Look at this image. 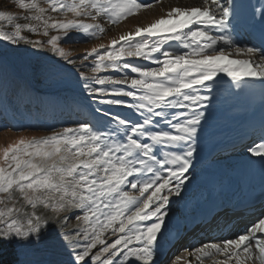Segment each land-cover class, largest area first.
Segmentation results:
<instances>
[{"label":"snow or ice","instance_id":"6c2138e0","mask_svg":"<svg viewBox=\"0 0 264 264\" xmlns=\"http://www.w3.org/2000/svg\"><path fill=\"white\" fill-rule=\"evenodd\" d=\"M15 4L27 14L0 11V41L47 49L69 64L76 61L60 44L71 40L72 32L97 38L105 31L100 21L115 25L154 6L143 0H15ZM256 11L264 44V9ZM52 13L65 19L57 20ZM234 18L235 6L223 0L172 7L164 17L112 40L103 53L97 50L103 47L99 45L84 57H95L92 75L81 73L84 88L100 97L99 104L109 106L97 111L110 116L112 126L101 129L81 123L39 139L21 137L0 149V264H34L33 247L45 239L51 240L54 255L59 242L67 256L49 264H156L170 196L180 197L189 181L186 173L205 115L197 108L209 100L196 86L210 90L205 82L219 73L237 82L238 88L240 81L264 84V47L238 46L232 36ZM20 19L26 22L21 24ZM50 30L63 35H50ZM214 30L222 34H213ZM25 31L49 38L32 40ZM171 41L179 42L184 51L166 49L164 44ZM233 49L249 58H232ZM126 57L157 66L131 64ZM106 70L124 73V78L97 75ZM126 70L136 76L129 78ZM111 106L132 113L121 115ZM248 151L264 160V138ZM129 185L138 189L139 197L126 190ZM73 218L88 227L71 229L68 221ZM109 231L115 237L110 243L105 238ZM188 256L199 264L205 258H212L213 264H264V211L243 233L203 243Z\"/></svg>","mask_w":264,"mask_h":264},{"label":"rangeland","instance_id":"374dc122","mask_svg":"<svg viewBox=\"0 0 264 264\" xmlns=\"http://www.w3.org/2000/svg\"><path fill=\"white\" fill-rule=\"evenodd\" d=\"M143 2L152 3L154 6L142 9L137 14L115 25L100 21L105 31L97 38H87L80 33L72 32V39L62 41L60 46L71 51L73 55L71 59H75L76 61L74 64H69L67 62L65 64L64 62L61 63V65H54L53 67L45 66L43 68H37L35 65L33 66L28 56L18 57L11 53H6L7 57L4 59L6 63L0 60V149L7 147L10 143H15L21 137L39 139L50 136L55 132H60L65 127H75L81 123H88L101 129L106 125L108 127L112 126L108 124L111 117L105 116L97 111L98 108L107 109L109 106L99 104L98 100L100 97L89 95L84 88L85 79L84 76H81V73H84L86 76H91L90 66L95 59L94 55L89 56L87 60H85L84 57L91 52L94 47L99 45L103 47L97 50L103 53L109 49L112 40L119 41L120 36L134 32L137 27H145L153 23L156 19L164 17L167 11L173 7L172 3L168 2V0H162L160 2L143 0ZM11 3L15 5H13V7L18 9L15 0H0V10ZM44 6L46 7V5ZM11 12H13V14L15 13L14 10ZM52 15L56 17L57 20L65 19V17L58 16L55 13H52ZM71 18L72 16L69 14L67 19ZM18 22L23 24L26 21L20 19ZM84 22L92 23L91 20H85ZM25 32L29 33L27 31ZM29 34L38 36L42 35V32L38 34ZM50 35L62 36L63 34L55 30H50ZM48 38L49 37H47V39ZM136 39L139 40L141 38L137 37ZM172 42L177 43L178 47L182 46L179 42L171 41L170 43ZM168 43L164 44L165 48ZM220 46L227 49V46L219 45L218 47ZM171 47L175 48L174 43ZM178 47L176 48L177 50H179ZM231 51L233 52L232 58L245 59L235 56L234 49ZM155 55L159 56L160 54L157 53ZM125 60L131 64H139L145 68L157 66L151 61L143 59L126 57ZM57 66L60 68L57 69ZM22 70H25L28 74L27 76L31 85L29 90L34 94L32 97H28L21 89L15 88L14 82L12 81L14 74L18 75ZM126 72L129 78L136 76V74H132L130 70H126ZM23 74L24 73H22V75ZM22 75L18 76L21 77ZM97 75H111L117 79L124 78V73L113 72L112 70L102 71ZM116 86L127 87L126 85ZM18 87L22 88V85L19 84ZM108 87H110V85ZM38 98H40L39 102L36 100ZM111 107L113 112L119 111L121 115H130L132 113V110L127 108L119 106ZM107 117L110 119L107 120ZM11 122L13 123L12 125ZM9 128L14 131L9 130ZM126 190L133 196H140L138 189L134 190L130 185L126 186ZM73 211L80 214L79 210ZM68 224L71 229H76L78 225L84 228L88 227L87 225H83L82 222L76 221L74 218L68 221ZM113 237L112 235H107V233L105 234V238L109 243L112 242ZM189 251L185 248H178L173 257L177 258L179 255H183V258L188 259ZM181 252L183 253L181 254ZM65 253L66 250L61 248L58 242L54 255L51 247V240L45 239L33 247L31 257L36 260L40 259L39 264H49V261L54 258L67 259ZM183 258L182 261L183 264H185V259ZM190 260L193 262L195 259L191 258ZM196 264H199V262H196Z\"/></svg>","mask_w":264,"mask_h":264},{"label":"bare ground","instance_id":"6f19581e","mask_svg":"<svg viewBox=\"0 0 264 264\" xmlns=\"http://www.w3.org/2000/svg\"><path fill=\"white\" fill-rule=\"evenodd\" d=\"M148 1L154 2V0H148ZM160 1L162 0H159V2ZM168 2H171L173 7L202 6V0H172V1L168 0ZM225 3L229 4V0H225ZM213 33L216 35L222 34L215 30ZM234 40H236L237 44H240V46H244L248 44L244 38H234ZM173 43L175 48L178 47L177 43L169 42L166 45V49L171 47ZM179 47H178L179 49L178 51L183 52L184 51L183 47L182 46H181L182 48ZM235 56L245 59L249 58L247 55H235ZM22 73H25V70L24 71L22 70L21 73L18 75H22ZM236 83L237 82L232 81L225 74L219 73L212 81L205 82L206 85L211 86L210 90L209 88L203 85L196 86V90L198 94L209 96V100L203 102L202 105L197 108V110L204 111L205 115L202 118L200 125L198 126V132L195 137V143L193 145L195 148V152L193 153V156L191 158L192 165L189 168L188 173H186V175L189 176L190 182L189 181L185 182L186 188L190 184L200 185V182L202 183V177H201L202 174L201 171H198L197 167L199 166L204 167L206 165L203 164L199 165L200 160L197 158V156L201 155L207 158L208 152L216 150L218 148V143L221 140H223V139H219V142L215 143L217 137L214 134L216 132L214 127L219 125V122L216 121V117L222 116L224 117L227 123H230V121H232V115L231 112L226 111L229 104V98H231L232 102H237L238 104H241V101L238 100L236 97H234V92H236L237 90ZM239 83L245 84L244 81H240ZM256 83H261V82L259 80H251L248 84L250 85ZM188 91H192V90H188ZM109 119L110 118L107 117V120ZM224 134H227L228 137L234 136V134H229L228 132H225ZM162 173L166 175V172H164L163 169H162ZM145 178H150V174L145 173ZM184 188L182 189L180 197H176L174 195L170 196L171 203L168 209V215L165 217V223L162 226L161 234L159 235L158 238V256L156 257V264H173V261H176L178 258V257L177 258L173 257L174 253L176 250H178L180 245L187 247L188 251L189 250L192 251L194 248L199 247L201 246V244L204 243V241L200 242L201 240H204V239H200L201 236H196V240L190 241L189 244H187V242H183L189 240L186 239L187 236H185V239L182 242L179 241L180 238L184 236V233L181 234L183 230L180 231V229L175 227L176 223L181 222L183 223V226H185V224L191 219L193 221L197 218L196 221H198L202 217V215L198 213L201 208L197 207L195 204L196 200H200L201 197L197 199L196 197L198 196V194H193L192 191L186 193L184 191ZM150 192L151 190H149L148 193H145V196L143 198H146V196L150 194ZM163 194H167V192ZM212 219L213 216L209 221H211ZM186 227H188V225ZM199 229L200 228L197 229V232H193V230H191L189 232V234H191V237L192 235L201 232ZM108 234L111 235V232L110 231L107 232V235ZM113 239H115V237H113ZM195 242H200V243L195 244ZM209 242H211V240L205 241V243H209ZM182 253L183 252H181V254ZM179 257L183 258V255H179ZM191 258L194 259V257L189 256L187 260L190 261L191 264H196L197 261L194 260L192 262L190 260ZM223 258L224 257L222 256L215 257L216 260H221ZM178 264H183L182 259L178 261ZM203 264H213V259L205 258L203 260Z\"/></svg>","mask_w":264,"mask_h":264},{"label":"trees","instance_id":"16d2710c","mask_svg":"<svg viewBox=\"0 0 264 264\" xmlns=\"http://www.w3.org/2000/svg\"><path fill=\"white\" fill-rule=\"evenodd\" d=\"M13 5H14L13 3L7 4V6L4 7L3 9H1L0 11H7V12H10L13 14V12H11V11L14 10L15 13L13 15H16L19 17H23L24 15H26L23 10H20L19 8L17 9L16 7H13ZM8 30H11V29H8ZM23 34L32 40H38L41 42L47 41V37L43 36V34L38 35V36H36V35L33 36V35H30L29 33H26V32ZM0 51L12 52V53H15L19 57L28 56L30 58L33 66L35 65V67H37V68H43L45 66L46 67H48V66L53 67L54 65H61V63H64V62L66 64V61L57 57L55 54L48 51L47 49H43V48H39V47H33L32 45L25 44L23 42L19 43L18 45H13L7 41H0ZM72 57H73V55H72ZM72 57H70V58H72ZM58 68H60V67L57 66V69ZM21 85H22V88H24L23 91H25V89H26L25 83L22 82ZM31 259L34 261V264H39V262H40V259L36 260L35 258H32V257H31Z\"/></svg>","mask_w":264,"mask_h":264}]
</instances>
